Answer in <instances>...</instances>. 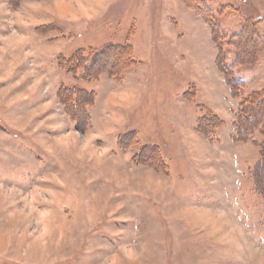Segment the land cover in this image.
Returning <instances> with one entry per match:
<instances>
[{"label":"rangeland","instance_id":"obj_1","mask_svg":"<svg viewBox=\"0 0 264 264\" xmlns=\"http://www.w3.org/2000/svg\"><path fill=\"white\" fill-rule=\"evenodd\" d=\"M261 167L264 0H0V264H264Z\"/></svg>","mask_w":264,"mask_h":264},{"label":"clouds","instance_id":"obj_2","mask_svg":"<svg viewBox=\"0 0 264 264\" xmlns=\"http://www.w3.org/2000/svg\"><path fill=\"white\" fill-rule=\"evenodd\" d=\"M134 102V98L132 97L131 94H112L106 101L105 104L106 106H111L115 104H120L123 103L125 106H130ZM102 120L109 125L105 130L108 132H113L116 131L117 125L121 124L122 118L115 112H108L104 110L102 112ZM97 134L93 133H87L85 136V147L88 146L89 142L96 136ZM128 257L131 260H135L138 257V254L133 251L129 250L128 251Z\"/></svg>","mask_w":264,"mask_h":264},{"label":"trees","instance_id":"obj_3","mask_svg":"<svg viewBox=\"0 0 264 264\" xmlns=\"http://www.w3.org/2000/svg\"><path fill=\"white\" fill-rule=\"evenodd\" d=\"M113 58V57H112ZM243 119V120H242ZM241 120H239L238 122V126L235 128V133L240 136V134H243L245 132V127L254 121L253 117H247V118H242ZM251 123V124H252ZM246 125V126H245ZM245 126V127H244ZM262 169H264V167H261Z\"/></svg>","mask_w":264,"mask_h":264},{"label":"bare ground","instance_id":"obj_4","mask_svg":"<svg viewBox=\"0 0 264 264\" xmlns=\"http://www.w3.org/2000/svg\"><path fill=\"white\" fill-rule=\"evenodd\" d=\"M115 59L111 58V61H114Z\"/></svg>","mask_w":264,"mask_h":264}]
</instances>
